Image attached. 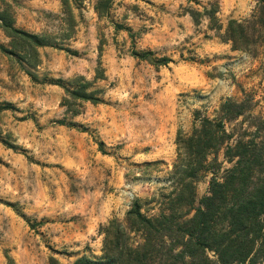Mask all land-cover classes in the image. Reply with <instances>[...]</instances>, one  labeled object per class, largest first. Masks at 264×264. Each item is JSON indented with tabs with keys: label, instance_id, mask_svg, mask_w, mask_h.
Wrapping results in <instances>:
<instances>
[{
	"label": "rangeland",
	"instance_id": "rangeland-1",
	"mask_svg": "<svg viewBox=\"0 0 264 264\" xmlns=\"http://www.w3.org/2000/svg\"><path fill=\"white\" fill-rule=\"evenodd\" d=\"M211 1L111 0L99 16L97 0H69L75 26L66 38L61 0H0L15 27L50 36L34 67L0 49V264L99 256L101 227L122 221L135 198L167 188L177 132L191 130L195 110L212 117L221 98L249 94L253 113L264 114V49L233 50L206 18L194 24L187 10ZM217 1L225 25L258 0ZM9 42L0 27V46ZM99 66L105 78L94 79ZM79 75L100 101L67 107L64 86ZM217 158L195 182L196 204L230 165L222 150Z\"/></svg>",
	"mask_w": 264,
	"mask_h": 264
},
{
	"label": "trees",
	"instance_id": "trees-1",
	"mask_svg": "<svg viewBox=\"0 0 264 264\" xmlns=\"http://www.w3.org/2000/svg\"><path fill=\"white\" fill-rule=\"evenodd\" d=\"M111 0H97L99 16L107 12ZM70 37L75 26L69 0H61ZM194 24L206 18L216 35L233 50L256 56L264 49V0L244 18H230L223 25L217 14L219 3L211 1L202 10H187ZM0 27L9 37L8 47L0 49L28 67L40 61L39 48L49 43L48 34H38L14 26L6 4L0 8ZM133 55L157 65L168 57H154L151 51L133 50ZM100 64V62H98ZM105 78L99 66L94 79ZM93 81L82 75L64 86L61 103L100 101ZM255 101L249 94L241 98H221L208 116L193 112L189 132L178 131L176 157L168 172L167 188L149 198H135L122 221L109 220L101 227L102 252L82 255L71 264H257L264 260V114L253 113ZM77 113V109H71ZM223 151L230 164L222 174L213 175L208 194L196 204L195 182L207 171L220 166L217 155ZM212 156L211 159L209 157ZM154 207L144 208L143 205ZM154 210V212H149ZM49 264H60L55 257Z\"/></svg>",
	"mask_w": 264,
	"mask_h": 264
}]
</instances>
